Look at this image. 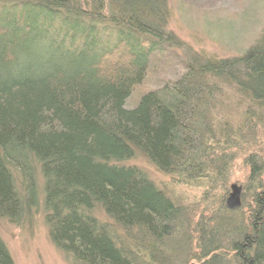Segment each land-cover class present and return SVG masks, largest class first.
I'll use <instances>...</instances> for the list:
<instances>
[{
  "label": "trees",
  "instance_id": "16d2710c",
  "mask_svg": "<svg viewBox=\"0 0 264 264\" xmlns=\"http://www.w3.org/2000/svg\"><path fill=\"white\" fill-rule=\"evenodd\" d=\"M168 16L166 0H0V216L18 221L39 203L40 175L49 239L82 264H174L168 237L189 220L181 221L180 206L144 172L123 162L138 151L161 173L207 178L216 149L211 143L200 156L197 128L215 85H232L264 105L263 31L239 57L180 60L183 71L172 81L125 107L157 56L177 61ZM101 34L114 39L103 44ZM206 124L203 138L212 141L213 121ZM250 170L257 191L249 229L243 214L238 219V210L225 207L235 215L212 216L210 227L196 221L202 264H264V168ZM96 207L127 231L126 243L94 217ZM223 232L230 257L221 262L225 251L210 245ZM142 243L149 261L130 247ZM0 264H12L1 239Z\"/></svg>",
  "mask_w": 264,
  "mask_h": 264
},
{
  "label": "rangeland",
  "instance_id": "374dc122",
  "mask_svg": "<svg viewBox=\"0 0 264 264\" xmlns=\"http://www.w3.org/2000/svg\"><path fill=\"white\" fill-rule=\"evenodd\" d=\"M166 3L169 11L167 29L179 42L177 44L179 49L174 50L178 57L172 56L176 57L177 61L160 63L159 59L162 57L157 56L158 60L150 63V72L145 81L126 99L127 108L134 107L144 92L172 81L181 73L184 63H180V60H189L192 56L200 61L239 57L254 45L264 31V0H166ZM100 36L104 38L100 39L103 44H108V39H114L108 34ZM172 57H168V61H172ZM211 96V101L204 109L206 120L202 121L197 132L204 148L200 156L205 154L206 147L211 143L217 152L215 150L212 166L205 170L207 178L198 179L199 185L192 180L187 182L177 175L161 173L138 151L132 159L123 162L124 165L134 166L144 172L157 188L180 206L181 221H185V218L189 220L185 222L186 227L183 230L181 228L178 231L176 226H172L175 231L172 230V235L168 237L171 238L174 248L172 250L176 253L172 252L173 261L176 258L174 264H202L204 259H199L200 255L198 256L201 249L195 244L197 230L194 223L199 220L202 228L206 225L210 227L213 224L212 216L235 215H229V212L223 210L226 208L225 200L231 183L242 187V205L236 215L238 219L241 214L244 215L242 223L247 230L249 229L257 191L255 185L257 179L255 183L250 179V168L255 164L256 168L261 170L264 168V105L253 103L234 86L225 83L216 84ZM204 111L200 113V118L204 117ZM212 121L211 126L215 129L216 136L211 141L208 136L205 138L203 136L209 132L206 123ZM202 139L207 142L206 145ZM222 158L224 160H221ZM14 175L16 188L23 195L21 177L16 172ZM37 184L39 203L36 206L32 205L30 209L24 210L18 221L12 222L0 216V239L10 255L12 264H82L57 249L50 241L44 219L41 190L43 182L40 175H37ZM92 213L98 221L107 225L117 240L126 243L130 236L126 230L114 227L99 207L94 208ZM186 231L189 235L186 237L189 238L188 244L182 242L183 239L187 241L185 237L178 236L179 232H185L187 235ZM207 235L208 233L203 234L204 237ZM214 243L221 246L218 249L225 251V254L218 255L217 259L221 262L226 261L230 257L227 247L224 246H229L227 233L215 234L210 247H218L213 245ZM142 245L144 247L137 248L130 244V247L139 258L144 261L151 260L148 253L145 254L146 244ZM164 252L166 255V250Z\"/></svg>",
  "mask_w": 264,
  "mask_h": 264
},
{
  "label": "water",
  "instance_id": "95a60500",
  "mask_svg": "<svg viewBox=\"0 0 264 264\" xmlns=\"http://www.w3.org/2000/svg\"><path fill=\"white\" fill-rule=\"evenodd\" d=\"M229 193L225 200V206L228 210H238L241 205V191L242 187L236 183H231L229 186Z\"/></svg>",
  "mask_w": 264,
  "mask_h": 264
}]
</instances>
